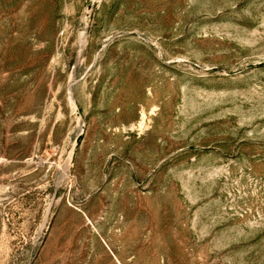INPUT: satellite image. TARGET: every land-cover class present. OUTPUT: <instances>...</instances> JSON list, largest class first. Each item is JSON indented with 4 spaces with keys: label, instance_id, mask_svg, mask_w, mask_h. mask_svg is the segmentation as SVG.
Masks as SVG:
<instances>
[{
    "label": "rangeland",
    "instance_id": "rangeland-1",
    "mask_svg": "<svg viewBox=\"0 0 264 264\" xmlns=\"http://www.w3.org/2000/svg\"><path fill=\"white\" fill-rule=\"evenodd\" d=\"M0 264H264V0H0Z\"/></svg>",
    "mask_w": 264,
    "mask_h": 264
}]
</instances>
